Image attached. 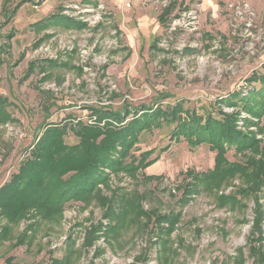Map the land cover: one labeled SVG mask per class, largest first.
<instances>
[{"label":"rangeland","instance_id":"obj_1","mask_svg":"<svg viewBox=\"0 0 264 264\" xmlns=\"http://www.w3.org/2000/svg\"><path fill=\"white\" fill-rule=\"evenodd\" d=\"M37 1L39 10L33 7ZM93 1L86 5L76 0H27L11 17L0 0V62H4L0 96L7 99L10 116V121L0 123V188L19 172L23 161L33 159L30 154L48 129L64 130L63 139L75 145L78 139L72 130L79 124L113 134L108 128L119 129L143 117L142 107L160 111L155 112L156 119L166 117L176 105L187 121L193 115H236L241 131L264 142L263 110L255 106L260 113L253 116L226 102L236 92L248 96L263 87L264 1L177 0L167 25L159 17L170 0ZM238 2L240 7L235 6ZM74 4L89 6L71 11L85 29H39ZM251 8L257 17L248 32ZM10 35L7 54L4 48ZM155 39L157 49H152ZM51 60L66 65L49 66ZM33 62L40 68L29 73ZM41 67L48 77L45 81ZM101 106L120 112L121 121L100 122L91 109ZM128 112L132 114L127 116ZM172 128L164 125L135 133L131 155L138 159L141 153L148 154V162L157 159L150 167L131 163L123 152L115 158L117 172L108 169V182L88 202H68L62 218L47 221L36 215L23 220L15 229L16 237L27 233L29 225L38 221L42 225L29 229L30 239L17 248L0 243V264H51L65 256L72 257V264H158L156 254L168 238L164 231L152 235L149 230L158 229L162 217L172 212L181 213L178 230L169 238L173 249L177 243L182 246L175 264H235L243 248L247 257L254 201L232 210L202 192L197 181L212 180L207 177L215 171L217 153L208 145L191 149L184 139L174 141ZM247 156L257 158L254 151L231 149L227 159L244 163ZM232 181L240 188L246 186L244 176ZM135 205L127 226L111 237L104 228L111 225L106 217L119 220L127 207ZM85 239L94 242L90 249H85ZM73 241L76 250L68 248ZM247 264H254L253 260Z\"/></svg>","mask_w":264,"mask_h":264},{"label":"trees","instance_id":"obj_2","mask_svg":"<svg viewBox=\"0 0 264 264\" xmlns=\"http://www.w3.org/2000/svg\"><path fill=\"white\" fill-rule=\"evenodd\" d=\"M12 1L14 0H3L2 6L5 14L11 17L19 9L18 6L11 7ZM177 4V0L170 1L159 17L160 23H163V25L168 24ZM53 26L79 30L87 27L84 23L56 14L50 18L47 25L43 24L39 29L46 30ZM46 36L49 38L52 35L47 34ZM12 38L13 35L8 36V41L5 43L8 44L4 48L7 54L11 48L10 41ZM206 38L210 37L206 36ZM41 42L42 40L35 47L38 48ZM153 47L157 49V39L154 40ZM3 63L1 61L0 65ZM48 65L65 66L66 64L51 60ZM39 68L40 65L33 62L29 65L28 72L32 73ZM73 68L77 69L80 74L83 73L82 68ZM40 70L43 73L45 71L43 67ZM43 79L44 81L48 79L45 73ZM233 95L232 100L228 101L227 99L226 101L229 107L247 109V112L253 114V116L255 112L260 113L258 111L259 107L263 110L261 113H264V84L259 90H253L251 95L243 96L241 91ZM7 106V99L0 96V123L10 121V116L6 111ZM180 107L176 105L170 114H166V117H158L157 119L155 112L160 111H154L155 109L152 111L150 108L142 107L140 110L144 109L143 117H137L127 126L125 125L119 129L108 128L113 133L109 135L101 134L98 127L79 124L80 126L77 129L72 130L73 135L78 139V144L75 145L66 143V140H64L66 133L62 129L51 128L44 132L35 150L30 154V158L33 157V159L23 161L19 172L13 175L10 182L0 188V243L10 242L13 248H17L20 244L25 243L26 239H30L29 229L34 230L42 225L41 221L29 225L27 233H21L16 237L14 236L15 229L23 220L35 218L36 215L42 216V219L47 221H49V218L51 220L62 218L68 202H88L99 187L108 182V169L117 172L119 164L118 159L115 160L117 155L123 152L126 153L125 156H128V158L130 156L132 158L131 163L134 162L138 164L137 166L143 162V169L153 165L157 162V159L148 162V158L145 157L148 154L141 153L140 158L142 159L138 158L140 160L132 157L130 152L132 148L131 141L136 139L135 133L137 132H146L155 127L162 129L164 125H167L173 127L171 137L174 141L181 142L184 139L191 149L208 145L212 151L217 153L215 171L210 172L207 177H211L212 180L197 181L202 186V192L214 196L221 207L229 206L232 210L246 207L244 201H254L256 210L250 236L248 237L247 250L249 255L246 257L243 248L238 256L234 258V261L235 264H247L251 260L254 264H264V204L262 203L264 199V142H261L252 132L241 131L238 123L240 118L236 115L225 113L221 114L220 117L213 114L200 115V117L193 115L187 121L182 117L181 111L178 110ZM91 110L93 111L92 115L97 117L100 122L105 119L121 121L122 118L120 112H116L109 107L101 106L98 109ZM163 112L161 111V113ZM130 114L132 113L127 114V116ZM161 118L164 119L163 123H161ZM231 149L254 151L257 158L247 156V161L244 163H231L227 159V154ZM235 176H244L245 181L242 182L246 186L240 188V184H235V181H232ZM218 179L229 181H213ZM191 197L193 196H184L183 199ZM130 208L135 209L136 205L127 207V211L119 220L114 216L106 217L111 225L104 228L108 233L110 232L111 237L116 236L119 231L127 226L132 216L130 215L132 212ZM180 218L181 213L165 214L161 219V224H157L158 229L149 230L152 235H155L157 231L158 234L164 231L165 236L168 238L162 251L156 252L158 264H175L177 260L178 251L182 249V246L177 243L175 249H173L174 247L171 246L173 242L169 238L177 232ZM165 223L167 224L166 227L162 225ZM112 228H118V230H112ZM85 242H87V239H85ZM75 244L74 241L69 243L68 248L76 250ZM93 244L94 242L85 243V249H90ZM255 245L258 246L259 250ZM149 250H145L147 255ZM71 260V256H65L61 260H52L51 264H72Z\"/></svg>","mask_w":264,"mask_h":264},{"label":"crops","instance_id":"obj_3","mask_svg":"<svg viewBox=\"0 0 264 264\" xmlns=\"http://www.w3.org/2000/svg\"><path fill=\"white\" fill-rule=\"evenodd\" d=\"M26 1L27 0H14V1H12V8H15V7H19V9L17 10V12H16V14L15 15H17V13L19 12V10L21 9V7L26 3ZM56 1H58V0H56ZM61 0H59V2H60ZM77 2H83V3H85L86 5H92L93 4V0H76ZM104 1V0H103ZM171 1V0H170ZM262 1H264V0H262ZM15 3H17L16 5H15ZM2 6H3V2H2V4H1ZM85 5V7L83 6V5H78V4H74V5H71L70 7L69 6H67V7H69V8H64V10H62V12H61V14L60 15H62V16H64V17H67V18H70V19H72V18H75V20H78L79 22H80V18H78V17H76V16H74L72 13H71V11H74L75 10V12L77 11V9L78 8H80V9H83V8H87V7H89V6H86ZM238 5H240L239 4V2L237 3V5H235V6H238ZM249 5V4H248ZM46 6V5H45ZM44 6V7H45ZM50 6V5H49ZM48 6V7H49ZM73 6V7H72ZM34 7V9H36V10H39L40 9V7H42V6H39V2L37 1V4L36 5H34L33 6ZM238 7H240V6H238ZM251 7V6H250ZM3 8V7H2ZM55 7H53V9H54ZM236 8V7H235ZM67 9H69V10H67ZM258 9V8H257ZM259 9H261V10H263V8H259ZM250 11H252L251 13H250V15L251 16H247V21H246V23H249L250 25H247V27L248 28H250L249 30H248V32L254 27V23H255V20H256V17H257V13L251 8V10ZM258 11H260V10H258ZM81 11H79V13H80ZM84 13V12H83ZM59 14V13H58ZM14 15V16H15ZM54 15H56V14H54ZM53 15V16H54ZM83 23V22H82ZM101 24H103V23H101ZM47 31V30H46ZM152 42H154V41H152ZM264 45V44H263ZM151 48L152 49H156V48H154L153 47V44H152V46H151ZM263 50H264V46H263Z\"/></svg>","mask_w":264,"mask_h":264},{"label":"built area","instance_id":"obj_4","mask_svg":"<svg viewBox=\"0 0 264 264\" xmlns=\"http://www.w3.org/2000/svg\"><path fill=\"white\" fill-rule=\"evenodd\" d=\"M245 9H246V7H245ZM87 11V10H86ZM85 11V12H86ZM246 13H249V9L246 11ZM96 19H99V16L98 17H96ZM87 22V21H86Z\"/></svg>","mask_w":264,"mask_h":264}]
</instances>
